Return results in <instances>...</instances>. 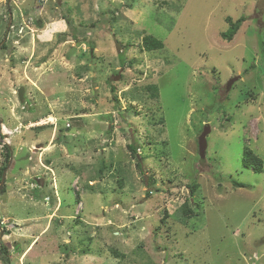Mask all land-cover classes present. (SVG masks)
<instances>
[{
  "label": "rangeland",
  "instance_id": "obj_1",
  "mask_svg": "<svg viewBox=\"0 0 264 264\" xmlns=\"http://www.w3.org/2000/svg\"><path fill=\"white\" fill-rule=\"evenodd\" d=\"M263 40L264 0H0L11 264H264Z\"/></svg>",
  "mask_w": 264,
  "mask_h": 264
},
{
  "label": "trees",
  "instance_id": "obj_2",
  "mask_svg": "<svg viewBox=\"0 0 264 264\" xmlns=\"http://www.w3.org/2000/svg\"><path fill=\"white\" fill-rule=\"evenodd\" d=\"M246 19L247 18H244V17H241L237 20H233L232 18L226 19L228 24H229V29L223 34V37L226 40L231 41L233 39V37L236 35V33L239 31L240 27L242 26V23H244L246 21ZM263 45H264V40H263ZM143 47L146 51H155V50L162 49L163 45H162V42L160 40L156 39L155 37L145 36L143 38ZM148 89L151 91L152 95L154 97H156L155 95L158 94L157 87L156 86H150ZM0 137L2 139L1 135H0ZM6 148H7V162H9L10 158H11V151L7 145H6ZM129 149H130L131 154L135 158H137L138 167L141 168L142 165L140 162V158L137 154L136 145L135 144L129 145ZM243 164L245 167H248V168L252 167V169L258 173H261L263 170L262 169V159L257 154H255L251 149H249L248 147H246L244 150ZM6 167H7V165H5L0 170V181L2 179V174H3L4 170L6 169ZM236 185L239 187H245V185H242V184L236 183ZM190 188H191V192L194 193L197 190L198 186H197V184H193L190 186ZM5 192H6V187H4V189L0 192V194L5 193ZM184 209H185V213L189 216H192V214L194 213L190 208H184ZM0 225H1V220H0ZM0 232H1V229H0ZM115 255L118 256L119 253L115 252ZM0 261L3 264H11V262H12L11 257H10L9 252H8V249L2 242H0Z\"/></svg>",
  "mask_w": 264,
  "mask_h": 264
},
{
  "label": "water",
  "instance_id": "obj_3",
  "mask_svg": "<svg viewBox=\"0 0 264 264\" xmlns=\"http://www.w3.org/2000/svg\"><path fill=\"white\" fill-rule=\"evenodd\" d=\"M115 43H116L118 52L121 53L122 52V48H121L119 42L117 41V39H115ZM237 79L238 78H234V79L230 80L229 83L227 84V88L226 89L227 90H231L232 85L234 84V82L237 81ZM19 97H20V100L24 99V90L23 89H21L19 91ZM210 133H211V127H210V125L207 124L204 127V130H203L202 134L199 136V140H198L199 155H200L201 159L206 158V152H207V146H208L207 138H208ZM10 151H11V159L9 161V164L7 165L8 167L4 170V172L2 174V179H1V183H0V191L3 190L4 186L6 185L7 172H8V169L10 168L12 160H13L12 159L13 158V152H12L11 149H10ZM3 235H4V232H3V230H1V232H0V240L2 239Z\"/></svg>",
  "mask_w": 264,
  "mask_h": 264
},
{
  "label": "bare ground",
  "instance_id": "obj_4",
  "mask_svg": "<svg viewBox=\"0 0 264 264\" xmlns=\"http://www.w3.org/2000/svg\"><path fill=\"white\" fill-rule=\"evenodd\" d=\"M49 121H50V122L54 121V118H50ZM41 122H42V123L39 122L38 125H45V124H47V122H45V121H43V120H42ZM4 131H5V132H8L7 129H6L5 127H4Z\"/></svg>",
  "mask_w": 264,
  "mask_h": 264
}]
</instances>
